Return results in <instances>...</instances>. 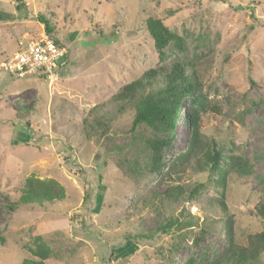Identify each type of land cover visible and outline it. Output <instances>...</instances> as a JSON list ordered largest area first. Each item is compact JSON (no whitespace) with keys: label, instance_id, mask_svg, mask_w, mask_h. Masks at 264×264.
Masks as SVG:
<instances>
[{"label":"rangeland","instance_id":"374dc122","mask_svg":"<svg viewBox=\"0 0 264 264\" xmlns=\"http://www.w3.org/2000/svg\"><path fill=\"white\" fill-rule=\"evenodd\" d=\"M40 15L66 48L57 76L10 75L2 61L17 40L45 32ZM0 17V264H226L231 243L264 234L252 212L264 200V0H0ZM148 17L182 37L185 52L169 45L160 62ZM178 59L194 67L200 105L183 100L152 172V132L129 130L134 104L118 94ZM193 110L209 144L247 157L252 176L216 184L186 169L176 178L170 165L193 134ZM29 176L57 181L63 198L14 205ZM179 179L206 185L142 206ZM169 217L181 223L153 231ZM127 240L136 249L117 254ZM253 264H264V249Z\"/></svg>","mask_w":264,"mask_h":264},{"label":"trees","instance_id":"16d2710c","mask_svg":"<svg viewBox=\"0 0 264 264\" xmlns=\"http://www.w3.org/2000/svg\"><path fill=\"white\" fill-rule=\"evenodd\" d=\"M21 2V0H18ZM1 18V17H0ZM39 22L43 23L45 32L54 39L57 45H62L58 39L54 38L53 26L50 21L42 15L38 16ZM146 29L153 39L154 47L158 53L160 62L167 57L169 45L183 53L186 50L182 37L168 29L159 18L148 17L145 23ZM98 34H102L98 32ZM44 78V77H43ZM199 81L194 73V67L187 59L172 62L170 65L158 66L156 69H147L139 78L123 86L118 94L134 104V113L129 130L135 131L139 126H145L152 132V136L146 137L145 146L150 151V170L160 172L161 150L167 148L173 138V126L177 120V110L185 98H189L200 105L197 92ZM203 108V106H201ZM193 134L188 140L187 148L170 165V171L180 178V174L186 169L203 171L206 179H211L214 183H223L228 174L236 177H249L254 173V168L249 159L240 153L228 152L223 154V148L216 142L209 144L206 136L201 133L197 125V110L190 112ZM168 174V173H167ZM259 180L261 177H258ZM206 180L195 182L192 185L184 184L181 179L174 185H169L162 192H155L153 196L144 198L142 206L155 208L156 201L163 199H176L181 195H186L190 199L200 189L205 187ZM264 198V188H263ZM218 203L225 218L227 219L226 231L232 239V231L228 215V209L223 201L224 193H221ZM64 196L63 187L53 179L41 180L35 177H27L21 194L14 202V205L43 204L52 203ZM210 205H213L211 203ZM253 214L264 224V200L252 209ZM181 222L169 217L165 223L160 224L153 231L166 232L168 228ZM204 231L200 232L197 240L202 239ZM3 238L0 236V242ZM264 234L260 232L248 236V245L242 246L231 243V253L228 256L229 262L226 264H253L256 262L258 254L264 249ZM136 249V245L126 241L125 246L120 247L117 254L126 255ZM114 251V250H113ZM22 264H41L33 261H23Z\"/></svg>","mask_w":264,"mask_h":264},{"label":"built area","instance_id":"2783aa9c","mask_svg":"<svg viewBox=\"0 0 264 264\" xmlns=\"http://www.w3.org/2000/svg\"><path fill=\"white\" fill-rule=\"evenodd\" d=\"M16 45L15 52L3 59V70L17 77L37 73L49 81L57 76L56 67L66 48L57 45L46 32L19 39Z\"/></svg>","mask_w":264,"mask_h":264}]
</instances>
